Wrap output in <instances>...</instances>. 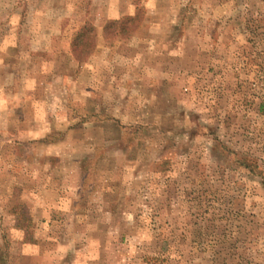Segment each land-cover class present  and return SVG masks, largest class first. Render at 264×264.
Masks as SVG:
<instances>
[{
	"label": "rangeland",
	"instance_id": "374dc122",
	"mask_svg": "<svg viewBox=\"0 0 264 264\" xmlns=\"http://www.w3.org/2000/svg\"><path fill=\"white\" fill-rule=\"evenodd\" d=\"M0 132V264H264V0H0Z\"/></svg>",
	"mask_w": 264,
	"mask_h": 264
},
{
	"label": "trees",
	"instance_id": "16d2710c",
	"mask_svg": "<svg viewBox=\"0 0 264 264\" xmlns=\"http://www.w3.org/2000/svg\"><path fill=\"white\" fill-rule=\"evenodd\" d=\"M138 16V15H137ZM136 20V17H131V16H128L126 17L125 19L123 20H116L113 22V24H122L123 26L126 25L127 23H132ZM93 28H89V31H92ZM122 32H123V29H121ZM105 31V29H104ZM82 43V47L81 49L79 48V44ZM93 45V44H92ZM92 45H91V42L89 40H86L83 42V33H78L76 35V37L74 38V41H73V47H74V54H75V58L77 60H79L82 56V54L84 53H88L90 52V50H92ZM78 47V48H77Z\"/></svg>",
	"mask_w": 264,
	"mask_h": 264
},
{
	"label": "crops",
	"instance_id": "0c3cea01",
	"mask_svg": "<svg viewBox=\"0 0 264 264\" xmlns=\"http://www.w3.org/2000/svg\"><path fill=\"white\" fill-rule=\"evenodd\" d=\"M133 13L131 12V11H127V13H125V14H122V16H126V17H128V16H133L132 15ZM119 18V17H118ZM0 134L4 137V133H2V132H0ZM1 139V138H0ZM33 143H35V141L33 142ZM81 173V172H80Z\"/></svg>",
	"mask_w": 264,
	"mask_h": 264
}]
</instances>
